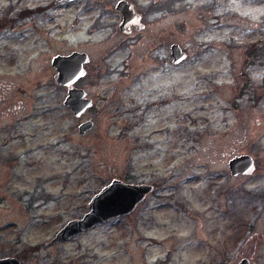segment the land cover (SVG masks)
Here are the masks:
<instances>
[{
    "label": "rangeland",
    "instance_id": "rangeland-1",
    "mask_svg": "<svg viewBox=\"0 0 264 264\" xmlns=\"http://www.w3.org/2000/svg\"><path fill=\"white\" fill-rule=\"evenodd\" d=\"M118 1L0 0L14 20L0 27V258L264 264V0H126L145 24L129 35ZM171 44L187 53L177 64ZM74 51L89 58L84 135L51 65ZM240 155L252 174H230ZM113 180L153 187L53 243Z\"/></svg>",
    "mask_w": 264,
    "mask_h": 264
},
{
    "label": "water",
    "instance_id": "water-1",
    "mask_svg": "<svg viewBox=\"0 0 264 264\" xmlns=\"http://www.w3.org/2000/svg\"><path fill=\"white\" fill-rule=\"evenodd\" d=\"M71 2L73 0H63ZM117 10L122 15L119 30L125 34L130 33L129 27L137 25V29L143 28L131 4L121 1L117 4ZM170 55L172 63L177 64L186 58V53L178 44H171ZM89 62L88 55L84 52L74 51L68 55L54 56L51 65L56 71L54 76L56 84L67 89L63 105L72 112L75 118H79L86 110L93 106V99L87 96L84 89L75 87V83L86 74L84 65ZM93 122L85 121L78 126V132L84 135L91 130ZM230 174L235 176L250 175L255 169L253 159L249 155L236 156L229 160ZM149 184H126L119 180H113L97 192L88 203L89 211L81 218L68 221L57 232L53 243L68 241L75 235L92 229L98 224L107 222L111 218L130 213L136 204L141 201L150 191ZM0 264H20L15 257L0 258ZM238 264H250L248 259H242Z\"/></svg>",
    "mask_w": 264,
    "mask_h": 264
},
{
    "label": "flooded vegetation",
    "instance_id": "flooded-vegetation-1",
    "mask_svg": "<svg viewBox=\"0 0 264 264\" xmlns=\"http://www.w3.org/2000/svg\"><path fill=\"white\" fill-rule=\"evenodd\" d=\"M60 1H62V2H66V3H69V2H67V1H63V0H60ZM121 1H125V2H127L126 0H119V1L116 3V5H115V10H116L117 12H119V11L117 10V8H116V7H117V4H118L119 2H121ZM127 3H128V4H131V3H129V2H127ZM131 5H132V7H133L134 12H135L137 15H139V17H140L139 23L143 25V28H141V29H137V25H136V24H133V25H131V26L129 27V29H130V33H128V34H126V35L131 34L133 28H134L137 32H139V31H141V30H143V29L145 28V24H144V22H143V20H142V15L139 14L138 12H136V10H135L133 4H131ZM35 10L38 11V9H35ZM35 10H29V8L23 9V11H20V12L17 13V16H16V17H17L18 20H19V19L26 18V17H28V16L30 15V11H35ZM5 14H6V13H5ZM120 16H121V19H122V15H121V14H120ZM13 21H14L13 19H8L7 17H4V15H2V16L0 17V27H1V28L6 27V26H8L9 22L12 23ZM120 23H121V21H120ZM118 28H119V25H118ZM119 31H120V30H119ZM122 33H123V32H122ZM123 34H125V33H123ZM77 82H78V81H77ZM82 116H83V115H82ZM82 116H81V117H82ZM81 117H80L79 119H81ZM82 121H84V120L81 119L80 122H82Z\"/></svg>",
    "mask_w": 264,
    "mask_h": 264
}]
</instances>
